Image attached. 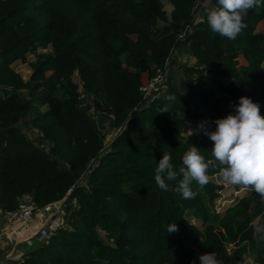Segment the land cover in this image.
I'll return each mask as SVG.
<instances>
[{
    "label": "trees",
    "instance_id": "trees-1",
    "mask_svg": "<svg viewBox=\"0 0 264 264\" xmlns=\"http://www.w3.org/2000/svg\"><path fill=\"white\" fill-rule=\"evenodd\" d=\"M166 1L169 13L163 0H0V207L15 209L24 196L37 208L67 197L64 224L22 264H199L206 251L222 264H244L248 253L264 264L253 225L264 200L251 189L215 210L222 185L211 178L220 166L195 126L201 120L214 131L241 96L264 116V6L249 10L247 27L228 39L206 22L217 0L197 20L199 0ZM47 47L52 52L28 62ZM175 51L194 62H180ZM15 61L29 64L27 80ZM168 64L175 70L165 89L147 101L139 87ZM93 113L115 130L108 143ZM190 144L205 157L209 179L193 182L195 198L184 199L177 180L166 179L164 191L154 175L164 152L178 169ZM171 222L177 232L165 230Z\"/></svg>",
    "mask_w": 264,
    "mask_h": 264
},
{
    "label": "clouds",
    "instance_id": "clouds-1",
    "mask_svg": "<svg viewBox=\"0 0 264 264\" xmlns=\"http://www.w3.org/2000/svg\"><path fill=\"white\" fill-rule=\"evenodd\" d=\"M217 5L208 7L205 13L209 28L221 37L235 39L247 27L248 11L264 6V0H217ZM166 99L176 100V97ZM215 125L214 131H208L203 124L197 130L203 131L213 142L211 155L220 166V175L231 184L250 187L264 200V116L260 114L259 105L241 96L235 114L217 118ZM207 169L208 164L199 148L190 144L178 169L172 163L171 154L164 152L155 168L154 179L164 191L169 188L166 179L177 180L176 191L184 199H194L196 193L191 185L193 182L201 187L206 185ZM165 230L174 233L178 227L171 222L165 225ZM198 260L199 264H222L217 254L209 251L198 254Z\"/></svg>",
    "mask_w": 264,
    "mask_h": 264
},
{
    "label": "rangeland",
    "instance_id": "rangeland-1",
    "mask_svg": "<svg viewBox=\"0 0 264 264\" xmlns=\"http://www.w3.org/2000/svg\"><path fill=\"white\" fill-rule=\"evenodd\" d=\"M207 2L208 1L204 0L202 2V4L199 5L198 12H197V15L195 17L196 20L199 17L198 13L200 14L201 11H202L201 8L203 6H208L209 5ZM163 3H164L165 10L169 13L170 10H171V5L166 0H163ZM160 24H162V23H160ZM260 28H261V26L259 25L258 29H260ZM50 52H52L50 47H47L46 49L39 48L35 53H29L28 54V56H27L28 62L35 60L38 55H43L45 53H50ZM174 54L177 57V60H179L180 62L189 63V64H192L194 62L193 57L190 56L189 54L185 53L184 51H175ZM238 60L242 64L245 63V60H244V58L242 56H239ZM12 67L14 69L20 71V75L22 77H24V80H27L29 78V75H30V72H31V68H30L28 63H22V62L19 61L16 64H12ZM174 70H175V66L171 65V64H168V67L166 68L165 72L163 73L164 74V81H165L167 75L171 71L173 72ZM73 79H74L75 82H77L79 84V86L81 85L77 74L73 75ZM161 87H162V90H164L166 85L164 84ZM80 89H81V86H80ZM91 112H93V111H91ZM93 119L96 122L97 127L104 134L105 143H108L111 140V138L114 136L115 130H113L112 128L109 127L108 120L106 118L98 117V116H96L94 114ZM200 124H203V122L201 120H198L195 123V126L198 128V126ZM21 126H22L23 130L28 134V136L31 139H33L35 137L36 133L32 129H29V128L25 127L24 123H22ZM211 180L214 183H216V184H221L222 185V189L217 191L218 195L214 199L215 210L218 211L219 213H222L223 210L227 206L235 203L240 197L246 195L249 192L248 189L242 190L239 194L236 195V197H235L236 199L234 201H230V200L227 201V199H231V198L233 199L234 190L237 189L238 187H236L234 184H231V183L227 182L226 180H224L221 175H215L214 177L211 178ZM187 217H188L189 220H191L192 223L196 224L200 228V230L202 231L203 227H202V223H201L200 220L192 219L190 217V215H188V212H187ZM253 225L255 227L256 238L258 240L264 239V215L256 217L254 219V221H253ZM38 244L39 243L35 241V245H33L32 247H35L36 245L38 246ZM19 247H20V245H19ZM17 248H18V246H17ZM5 249L6 248H1L0 249V254H3ZM253 258L254 257H253L252 253L245 254V262H244V264H253Z\"/></svg>",
    "mask_w": 264,
    "mask_h": 264
},
{
    "label": "built area",
    "instance_id": "built-area-1",
    "mask_svg": "<svg viewBox=\"0 0 264 264\" xmlns=\"http://www.w3.org/2000/svg\"><path fill=\"white\" fill-rule=\"evenodd\" d=\"M203 1L204 0H199L197 7H199ZM163 81L164 75L160 73L155 78L149 80L146 85L139 87L147 101H150L159 95ZM245 189H248L249 191L251 190L250 187L240 186L234 190L233 199H227V201H234L236 195ZM66 205L67 197L64 196L58 200L49 202L43 207L37 208L31 199L24 196L19 200L15 209H5L0 207V219L4 221L6 228L11 230L15 229V227L24 226L30 223L38 215L42 216V221L36 231V235L41 243H47L55 232L64 224V218L68 214ZM9 260V257L0 259V264H7ZM22 263L23 258L19 259L16 264Z\"/></svg>",
    "mask_w": 264,
    "mask_h": 264
},
{
    "label": "crops",
    "instance_id": "crops-1",
    "mask_svg": "<svg viewBox=\"0 0 264 264\" xmlns=\"http://www.w3.org/2000/svg\"><path fill=\"white\" fill-rule=\"evenodd\" d=\"M17 62L19 61H15L13 64H16ZM14 70L20 74L19 70ZM22 78L24 79V77ZM41 221L42 216L38 215L30 223L9 230L6 228L4 221L0 219V247L6 248L4 253L0 254V259L9 257L10 260L7 264H16L19 259L24 258V255L34 248L32 246L35 245V241L40 244L41 242H39V239L37 238L36 231Z\"/></svg>",
    "mask_w": 264,
    "mask_h": 264
}]
</instances>
